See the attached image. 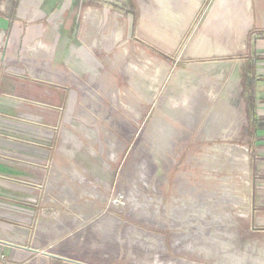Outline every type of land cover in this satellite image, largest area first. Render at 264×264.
<instances>
[{
	"label": "rangeland",
	"instance_id": "rangeland-1",
	"mask_svg": "<svg viewBox=\"0 0 264 264\" xmlns=\"http://www.w3.org/2000/svg\"><path fill=\"white\" fill-rule=\"evenodd\" d=\"M144 1L149 14L137 0H0L37 29L0 38V230L29 260L264 264L239 76L251 10L230 37L242 50L200 54L217 45L213 9L231 19L240 4L167 0L171 19Z\"/></svg>",
	"mask_w": 264,
	"mask_h": 264
},
{
	"label": "crops",
	"instance_id": "crops-1",
	"mask_svg": "<svg viewBox=\"0 0 264 264\" xmlns=\"http://www.w3.org/2000/svg\"><path fill=\"white\" fill-rule=\"evenodd\" d=\"M155 1H157L156 5L159 6V10H161L160 8L168 9L171 19L174 18V14L171 10L173 7L171 5H168L167 0ZM201 1L202 0H191V2L189 3L190 7L196 8L200 5ZM137 3L140 7H142V10L145 14H149L144 0H137ZM235 3H237L236 5L240 4L239 7H237L238 14H232L231 19L225 18L227 11L224 5L222 6L221 10H217V8L213 9V13L216 12V18H218L217 26L215 28H212L213 31H216V34H218L217 42H215L217 45H215V47H212V49H200L199 53L210 54L213 53V51H216L223 54L227 53V51L231 49H235L236 47H240V49L242 50L244 48V43L240 42L237 43V45H233L230 43V37H236L240 35L241 30L243 29L241 22L244 18L243 16L247 15L251 10L254 27L252 36L254 38L252 44L248 45L249 53L246 54L245 59H243L242 66L240 67V91H242L241 94L243 106H246V109H244L245 114L251 120L249 127L250 130L248 131L250 133L249 138L247 137V140H249V142L246 141L245 144L247 149L252 150V154L259 155V161L260 164H262L264 179V3L260 5L258 0H235ZM213 13L211 14L212 16H214ZM32 15H34V12L26 18V22L31 21V19L34 17ZM36 31V26L33 27L29 23L24 26V24L19 22L15 16L4 13V10H2V5L0 4L1 40L3 37V32H7V34L9 33L8 35L11 38L15 39V41L16 38H18L20 44H24L30 42V39L35 40L34 37L36 36ZM139 34L151 42H153L154 40L146 37L147 32L145 30L144 24L139 29ZM200 36L198 38H200ZM10 42L11 39L8 40V43L6 40L5 45L7 44V46H9L8 44H11ZM1 55L2 59L4 60L5 54L2 53ZM62 61L63 59H56V62L60 63ZM255 148L258 150H255ZM12 231H10L9 228H3L2 231L0 230V250L5 252L10 260L25 262L29 260V257L32 256L33 253L29 249L24 250L16 248L15 246H9L12 240H15L14 237L10 236V232ZM33 257L34 256H32V258ZM36 258L37 259L35 260L30 259L27 264H71L68 261L66 262L64 260L66 257L58 255L56 251L53 254L51 253L43 255L42 258L37 255ZM80 263L86 264L83 262Z\"/></svg>",
	"mask_w": 264,
	"mask_h": 264
},
{
	"label": "built area",
	"instance_id": "built-area-1",
	"mask_svg": "<svg viewBox=\"0 0 264 264\" xmlns=\"http://www.w3.org/2000/svg\"><path fill=\"white\" fill-rule=\"evenodd\" d=\"M13 246L16 247V245L12 244L11 247H13ZM26 263H27V261H25V262H17V261H14V260H10L8 258V256L6 255V253L0 250V264H26Z\"/></svg>",
	"mask_w": 264,
	"mask_h": 264
},
{
	"label": "bare ground",
	"instance_id": "bare-ground-1",
	"mask_svg": "<svg viewBox=\"0 0 264 264\" xmlns=\"http://www.w3.org/2000/svg\"><path fill=\"white\" fill-rule=\"evenodd\" d=\"M154 42H156V41H154Z\"/></svg>",
	"mask_w": 264,
	"mask_h": 264
},
{
	"label": "trees",
	"instance_id": "trees-1",
	"mask_svg": "<svg viewBox=\"0 0 264 264\" xmlns=\"http://www.w3.org/2000/svg\"><path fill=\"white\" fill-rule=\"evenodd\" d=\"M164 57H165V55H164Z\"/></svg>",
	"mask_w": 264,
	"mask_h": 264
}]
</instances>
